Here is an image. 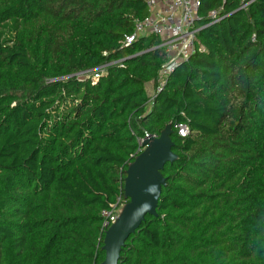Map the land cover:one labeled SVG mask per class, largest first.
Instances as JSON below:
<instances>
[{
  "label": "trees",
  "instance_id": "trees-1",
  "mask_svg": "<svg viewBox=\"0 0 264 264\" xmlns=\"http://www.w3.org/2000/svg\"><path fill=\"white\" fill-rule=\"evenodd\" d=\"M237 7L159 88L160 39L125 44L145 0H0V264H100L102 212L167 124L178 158L118 264H264V0Z\"/></svg>",
  "mask_w": 264,
  "mask_h": 264
},
{
  "label": "built area",
  "instance_id": "built-area-1",
  "mask_svg": "<svg viewBox=\"0 0 264 264\" xmlns=\"http://www.w3.org/2000/svg\"><path fill=\"white\" fill-rule=\"evenodd\" d=\"M149 14L134 22L133 33L126 37L125 44H131L143 36H156L160 39L155 48L163 50L167 62L160 72L159 88H161L179 65L190 58L198 50L199 32L209 23L220 21L223 17L227 0L213 8L207 14L208 24H203L204 17L200 14L203 0H145ZM256 0H237V10L248 8ZM254 38V36H253ZM95 77H98L97 75ZM189 128L185 124L178 125V133L186 136ZM140 145L142 146V141ZM143 147L140 149L142 151ZM126 203V199L117 198L109 209L102 212V229L106 231L114 224ZM105 233V232H104Z\"/></svg>",
  "mask_w": 264,
  "mask_h": 264
},
{
  "label": "water",
  "instance_id": "water-1",
  "mask_svg": "<svg viewBox=\"0 0 264 264\" xmlns=\"http://www.w3.org/2000/svg\"><path fill=\"white\" fill-rule=\"evenodd\" d=\"M172 134V127L167 124L158 136L146 135L142 151L129 163L124 181L126 203L118 220L104 233L105 258L100 264H118L127 240L147 216H157L162 187L166 185L162 170L178 158L172 150Z\"/></svg>",
  "mask_w": 264,
  "mask_h": 264
},
{
  "label": "rangeland",
  "instance_id": "rangeland-1",
  "mask_svg": "<svg viewBox=\"0 0 264 264\" xmlns=\"http://www.w3.org/2000/svg\"><path fill=\"white\" fill-rule=\"evenodd\" d=\"M147 92H148V94L151 96V97H153L154 96V87L151 85V84H148L147 85ZM142 142V141H141Z\"/></svg>",
  "mask_w": 264,
  "mask_h": 264
}]
</instances>
